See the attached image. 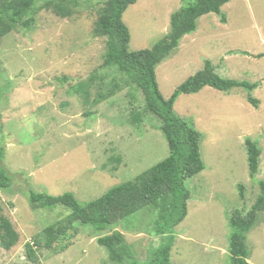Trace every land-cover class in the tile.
<instances>
[{
	"label": "rangeland",
	"instance_id": "374dc122",
	"mask_svg": "<svg viewBox=\"0 0 264 264\" xmlns=\"http://www.w3.org/2000/svg\"><path fill=\"white\" fill-rule=\"evenodd\" d=\"M103 1L79 0L76 14L64 19L38 1L32 26L0 39V148L5 153L0 170L13 179L9 190H0V204L21 236L10 251L0 246V264H116L98 243L115 231L131 248L126 264H148L161 242L154 231L156 215L142 211L102 232L76 223L78 236L70 232L48 248L44 229L71 211L61 205L35 210L29 201L32 192H72L87 205L114 186L135 181L170 154L156 116L145 115L140 127L132 120L134 107L144 105L142 93L136 91L139 102L131 103L123 76L102 67L106 38L94 35V28ZM188 1L193 0H138L130 6L123 17L131 32L130 50L152 49L169 33L172 14ZM222 10L226 23L216 14L201 17L197 30L158 66L160 91L170 98L209 61L223 78L258 82L251 94L260 105L248 103L244 88L205 87L178 98L175 112L202 135L206 169L186 181L192 197L186 219L174 231L173 264H232L229 215L234 210L246 214L264 181V58H255L264 54V0H232ZM114 82L120 90L96 104L99 93ZM80 84L84 94L73 91ZM247 139L262 149L255 178L250 177ZM241 184L245 201L239 197ZM247 242L249 263L264 264V214ZM27 243L36 249L38 263L28 261Z\"/></svg>",
	"mask_w": 264,
	"mask_h": 264
},
{
	"label": "trees",
	"instance_id": "16d2710c",
	"mask_svg": "<svg viewBox=\"0 0 264 264\" xmlns=\"http://www.w3.org/2000/svg\"><path fill=\"white\" fill-rule=\"evenodd\" d=\"M38 1H44L43 8L52 10L60 18H72L80 7L79 0H0V39L19 27L30 28L35 22L33 15ZM232 0H193L171 16L169 33L152 49L131 51V32L124 22L127 9L138 0H105L101 3L94 35L106 38L104 55L105 69H115L123 76V82L131 91V103H138L136 91L142 93L144 105L134 107L132 120L140 127L145 115H154L159 121L158 128L169 145V156L140 174L135 181L114 186L102 197L82 205L72 192L52 196L45 192H32L30 204L35 210L54 208L61 205L71 211L64 220L44 229L46 246L52 248L56 242L67 238L70 232L74 237L79 232L76 223L91 225L102 232L140 212L152 211L156 215L154 231L161 238L148 264H173L172 251L176 244L175 228L188 215V202L192 197L186 181L206 169L201 154V133L175 112V104L181 95L199 93L205 87H212L221 92L236 88L248 91V103L258 109L260 100L252 96V91L260 84L248 83L236 79L221 77L214 65L207 61L205 67L180 85L170 98H165L157 81V68L179 46L182 39L194 33L201 17L216 14L226 23L223 7ZM262 59L264 54L256 55ZM121 88L114 82L108 92H100L96 104L111 97ZM75 93L84 94L83 84L73 87ZM87 95V94H86ZM89 98L84 97L88 103ZM3 127V112L0 106V131ZM250 177L255 178L259 171L262 149L257 141L247 139L245 142ZM5 153L0 148V163ZM116 163L121 158L114 159ZM13 179L5 169L0 170V190H9ZM239 197L245 201V186L239 185ZM264 214V181L260 184V194L245 214L234 210L229 215L230 238L229 253L232 264H250L252 251L247 239L251 231L259 224ZM70 236V235H69ZM20 233L12 221L4 214L0 204V246L4 250L14 249L20 242ZM36 239V244H37ZM98 243L105 247L112 262L126 264L131 260V248L123 233L115 231L98 238ZM26 257L32 263H38L39 256L30 243L26 244ZM64 249L62 252H65Z\"/></svg>",
	"mask_w": 264,
	"mask_h": 264
}]
</instances>
